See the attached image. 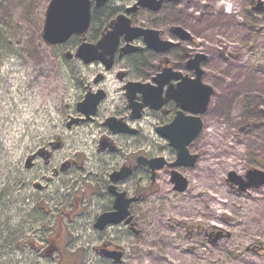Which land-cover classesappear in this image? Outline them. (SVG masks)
Returning <instances> with one entry per match:
<instances>
[{"label":"rangeland","instance_id":"rangeland-1","mask_svg":"<svg viewBox=\"0 0 264 264\" xmlns=\"http://www.w3.org/2000/svg\"><path fill=\"white\" fill-rule=\"evenodd\" d=\"M46 2L0 0V264H59L56 256L12 244L26 218L14 197L34 190L16 191L15 169L54 131L65 90L73 91L65 70L87 69L42 39ZM226 4L220 13L230 10L232 3ZM237 6L233 21L239 30L222 22L225 17L213 32L201 28L209 12L219 13L215 0H170L157 14L189 32L193 43L184 47L207 56L202 80L214 94L202 116L203 130L190 146L200 156L193 167L177 170L188 180L187 189L171 191L169 172L159 173L148 189L145 231L123 264H264V186L239 193L226 182L229 171L243 176L264 169V0H237ZM148 140L164 143L154 136ZM196 224L216 227L223 236L211 244ZM164 233L168 242L160 239ZM81 250V264H88L93 251Z\"/></svg>","mask_w":264,"mask_h":264},{"label":"flooded vegetation","instance_id":"flooded-vegetation-1","mask_svg":"<svg viewBox=\"0 0 264 264\" xmlns=\"http://www.w3.org/2000/svg\"><path fill=\"white\" fill-rule=\"evenodd\" d=\"M89 1L86 31L71 35L61 44H47L58 46L66 59L78 60L87 69L65 70L73 91L65 90L54 131L29 149L25 157H32L29 168L23 164V168L15 169L16 191L34 190L14 197V205L26 218L21 235L15 234L12 244L42 257L56 256L59 264H81V248L93 251L88 264H123L128 258L127 249L139 244L145 231L144 213L151 194L148 189L159 180L160 172L168 171L170 181L172 170L185 167L170 166L177 151L158 129L173 123L177 116H193L174 96L183 81L194 79V59L201 52L182 45L193 43L190 34L187 39L180 38L173 31L178 26L157 17L170 0H162L158 11L140 5L138 0H108L99 7L94 0ZM120 15L129 20L130 27L158 30L160 39L171 42V46L159 52L149 48L144 37L126 45L121 35L109 70L99 61L84 64L74 56L79 45H95L110 32ZM127 46L134 49L121 53V48ZM206 60L207 56L200 64L202 70ZM177 73L179 77L166 80L157 101L148 99L146 88L141 90L146 84L156 87L153 79L157 75L163 80ZM152 102L157 107H151ZM150 134L164 143L148 140L153 137ZM192 142L187 146L190 154H194L190 151ZM156 158L164 163L153 172L146 160ZM170 183L171 191L177 193ZM196 227L211 244L218 241H213L217 235L223 236L216 227ZM191 233L189 228L188 235ZM78 240L86 241V247L78 245ZM69 248L73 249L71 253L66 252Z\"/></svg>","mask_w":264,"mask_h":264},{"label":"water","instance_id":"water-1","mask_svg":"<svg viewBox=\"0 0 264 264\" xmlns=\"http://www.w3.org/2000/svg\"><path fill=\"white\" fill-rule=\"evenodd\" d=\"M96 6L104 5L108 0H94ZM162 0H138V3L152 11H158L161 6ZM90 20V1L89 0H50L45 11L42 39L48 45L61 44L67 41L71 35L80 34L86 31ZM173 31L182 39H187L189 33L181 27H173ZM124 35L126 45L137 37H144L147 46L159 52L166 51L171 42L162 40L159 37L158 30L142 27H130L129 20L120 15L112 26V30L95 44L83 43L79 45L77 52L74 54L84 64H89L93 61H99L104 66L105 70L112 67L116 48L118 45L119 37ZM134 48L124 47L121 48V53L132 51ZM71 54H67L70 58ZM204 53H198L194 59L195 77L194 79L183 81L180 86L178 95L174 96L183 109L189 110L193 113L192 117L177 116L170 125L159 128L160 134L166 137L170 145L177 151V157L174 163L170 164L171 167L185 166L192 167L197 159V154H190L187 146L195 140L203 129V122L200 118L207 110L210 98L212 97L213 88L202 82L203 70L200 64L205 60ZM179 74H172L167 76L166 79H159L157 75L153 81L158 85L156 87L146 84L143 85V90L146 88L148 99L157 101L160 96V89L171 77H176ZM179 77V76H178ZM149 103V102H148ZM162 103V101H160ZM157 107V104L150 105ZM32 157L25 159L24 167L31 166ZM146 163L154 172L163 165L160 158L148 159ZM170 181L174 184L173 189L177 192H183L188 186V180L176 170L171 171ZM226 182L236 188L237 192H246L249 189H257L264 186V170L249 169L243 176L238 175L234 171L227 173ZM120 200L118 197L117 201ZM216 236L213 241L219 239ZM116 260L119 259L117 254L113 255Z\"/></svg>","mask_w":264,"mask_h":264},{"label":"bare ground","instance_id":"bare-ground-1","mask_svg":"<svg viewBox=\"0 0 264 264\" xmlns=\"http://www.w3.org/2000/svg\"><path fill=\"white\" fill-rule=\"evenodd\" d=\"M216 1V7L218 8V12L219 13H214L213 16L210 15V12L206 17V19L204 20V22L201 24V28H203V30L205 31H209V32H213V30L222 27V23L219 22L217 19L220 17H225L227 20H224L222 22L224 23H228V25L231 26L230 23H232V27L234 26V30H239L240 29V24L237 23L236 21L234 22L233 20L238 17L239 15V10H238V6H237V0H215ZM227 2L232 3V6L230 7V10L223 13H220L221 8H223L224 6H226ZM208 17V18H207ZM232 21V22H231ZM162 242H168L170 238V235H167L166 233L162 234L161 238ZM247 263V261L245 262Z\"/></svg>","mask_w":264,"mask_h":264}]
</instances>
